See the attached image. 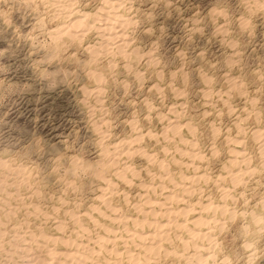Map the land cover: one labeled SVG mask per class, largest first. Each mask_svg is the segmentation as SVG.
<instances>
[{"label":"clouds","instance_id":"clouds-1","mask_svg":"<svg viewBox=\"0 0 264 264\" xmlns=\"http://www.w3.org/2000/svg\"><path fill=\"white\" fill-rule=\"evenodd\" d=\"M0 264H264V0H0Z\"/></svg>","mask_w":264,"mask_h":264}]
</instances>
